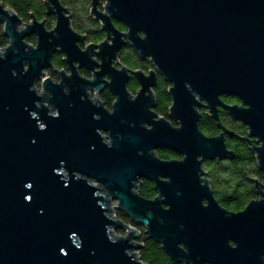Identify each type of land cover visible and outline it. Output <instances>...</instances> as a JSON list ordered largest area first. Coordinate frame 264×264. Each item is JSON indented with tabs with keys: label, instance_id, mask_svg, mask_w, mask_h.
Masks as SVG:
<instances>
[{
	"label": "water",
	"instance_id": "water-1",
	"mask_svg": "<svg viewBox=\"0 0 264 264\" xmlns=\"http://www.w3.org/2000/svg\"><path fill=\"white\" fill-rule=\"evenodd\" d=\"M89 1L106 39L84 49L59 0L45 1L51 30L0 2L9 42L0 49V264H143L140 233L116 212L174 264H264V187L252 180L257 200L223 209L202 164L233 160L224 140L233 134L198 128L201 110L215 122L225 111L247 129L264 175V0H102V10ZM127 44L154 70L122 66ZM56 54L66 67L58 81L46 73ZM157 75L170 86L176 126L154 112ZM159 150L181 159L161 160ZM143 180L153 200L139 196Z\"/></svg>",
	"mask_w": 264,
	"mask_h": 264
},
{
	"label": "trees",
	"instance_id": "trees-1",
	"mask_svg": "<svg viewBox=\"0 0 264 264\" xmlns=\"http://www.w3.org/2000/svg\"><path fill=\"white\" fill-rule=\"evenodd\" d=\"M46 0H0L7 8L25 23L32 21V17L43 22L47 30H51L55 24L53 17H48L45 7ZM60 3L68 10L72 28L79 34L86 36L83 46L99 45L105 39L106 35L100 30V25L90 16L89 0H59ZM114 27L125 32L126 28L118 23L113 22ZM0 34L2 30L0 29ZM30 45H35L36 39L31 37L26 40ZM8 40L2 36L0 39V49L8 45ZM82 47V46H81ZM119 63L131 71L141 70L148 72L153 70L149 60L142 61L127 44L118 53ZM52 69L48 71V76L56 79L58 71L66 70L63 63V56L56 54L52 58ZM82 76H86L81 72ZM169 84L165 83L162 78H157V84L153 93L155 96L156 109L154 112L161 118L169 120L173 126L176 124L168 117L171 100L168 95ZM128 90L135 94L138 90V84L135 79L131 78L128 84ZM99 99L107 108L111 109L114 102L113 96L108 92H103ZM221 100L226 104H240L239 100L232 97H223ZM225 129L231 132V137H225V145L229 151L234 154V160L226 161H204L202 168L209 182L210 189L218 204L232 213H238L245 209L251 202L256 200L252 180H257L264 187V175L259 171L254 154L249 146L244 142L247 138V129L242 124L232 120L225 112H218V122L208 117L205 110L200 111V120L198 123L199 131L206 137L212 138L218 136ZM157 156L164 161L180 160L181 157L169 150L157 151ZM138 194L145 200H153L156 197L154 187L147 181H141ZM116 218L124 224L134 227L140 233L138 243L141 249L137 252L139 260L143 264H173L171 260L161 250L159 244L148 240L144 235V229L135 226L122 212H116Z\"/></svg>",
	"mask_w": 264,
	"mask_h": 264
},
{
	"label": "flooded vegetation",
	"instance_id": "flooded-vegetation-1",
	"mask_svg": "<svg viewBox=\"0 0 264 264\" xmlns=\"http://www.w3.org/2000/svg\"><path fill=\"white\" fill-rule=\"evenodd\" d=\"M60 2V1H59ZM100 3H101V6L99 7V10H102V6H103V4H104V2L102 1V0H100ZM89 4H90V1H89ZM63 6V5H62ZM64 7V6H63ZM65 8V7H64ZM90 8H91V6H90ZM94 19V18H93ZM95 20V19H94ZM1 27V26H0ZM1 29V28H0ZM2 31H3V27H2V29H1ZM2 36L3 37H5L4 35H3V32H2V34H0V39L2 38ZM83 36V35H82ZM85 38H86V36H84ZM6 38V37H5ZM7 39V38H6ZM8 40V39H7ZM84 43H85V41H84ZM83 43V44H84ZM9 44V43H8ZM83 44L80 46L82 49H84L85 47H87V46H83ZM8 46V45H7ZM126 46V45H125ZM124 46V47H125ZM121 51V50H120ZM144 61H146V60H144ZM152 65V64H151ZM153 70H154V68H153ZM153 70H151V71H153ZM61 71H63V70H60V71H58V72H61ZM66 71V70H65ZM137 71H141V70H137ZM81 72H83L86 76H83V77H85V78H88V79H90L92 76H91V74H89L88 72H86V71H84V70H82V71H80V74H81ZM141 72H143V73H145V74H147L148 72H150V71H148V72H144V71H141ZM82 76V75H81ZM158 77H160V76H158L157 75V78ZM161 78V77H160ZM134 79V78H133ZM136 81V80H135ZM156 82H157V79H156ZM166 83V82H165ZM102 94V93H101ZM240 102V101H239ZM226 104V103H225ZM227 105H230V106H232V105H237V106H241L242 104H241V102H240V104H227ZM206 111V110H205ZM220 111H223V110H219L218 112H220ZM223 112H225V111H223ZM226 113V112H225ZM227 114V113H226ZM228 115V114H227ZM229 116V115H228ZM230 117V116H229ZM231 118V117H230ZM232 119V118H231ZM233 120V119H232ZM239 123V122H238ZM254 141V140H253ZM250 149V148H249ZM235 158V157H234ZM234 160V159H233ZM232 161V160H231ZM253 189H254V192H255V195H256V198H258L257 197V194H256V190H255V188H254V185H253ZM214 196V195H213ZM257 200V199H256ZM224 209V208H223ZM226 210V209H225ZM244 210V209H243ZM242 210V211H243ZM229 212V211H228ZM241 212V211H240ZM230 213H232V212H230ZM137 227H139L140 228V226H137ZM142 228V227H141ZM174 264V263H173Z\"/></svg>",
	"mask_w": 264,
	"mask_h": 264
},
{
	"label": "rangeland",
	"instance_id": "rangeland-1",
	"mask_svg": "<svg viewBox=\"0 0 264 264\" xmlns=\"http://www.w3.org/2000/svg\"><path fill=\"white\" fill-rule=\"evenodd\" d=\"M0 28L2 29V26H1ZM2 32H3V31H2ZM6 47H7V46H6ZM6 47H3V48H6ZM3 48H2V49H3ZM46 73H48V71H47ZM55 75H56V77H55L56 79H54L53 76H52V77H53L54 80H57V81H58V73H56ZM37 90H39V91L41 90L40 82H38V84H37ZM93 96H94V95H92V98H93ZM45 104H46V103H45ZM46 105H47V104H46ZM61 173L65 174L63 171H61ZM114 211H115V209H114ZM115 212H116V211H115ZM116 235H117V236H122V235H124V233L118 231V232H116Z\"/></svg>",
	"mask_w": 264,
	"mask_h": 264
},
{
	"label": "bare ground",
	"instance_id": "bare-ground-1",
	"mask_svg": "<svg viewBox=\"0 0 264 264\" xmlns=\"http://www.w3.org/2000/svg\"><path fill=\"white\" fill-rule=\"evenodd\" d=\"M32 46H35V45H32ZM50 71V70H49ZM41 85V84H40ZM42 93V95H45L43 92H41ZM95 184V183H94ZM115 216H116V214H115Z\"/></svg>",
	"mask_w": 264,
	"mask_h": 264
},
{
	"label": "snow or ice",
	"instance_id": "snow-or-ice-1",
	"mask_svg": "<svg viewBox=\"0 0 264 264\" xmlns=\"http://www.w3.org/2000/svg\"><path fill=\"white\" fill-rule=\"evenodd\" d=\"M29 187H31V185H29ZM28 199L30 200V199H31V197H28ZM65 255H67V253H65Z\"/></svg>",
	"mask_w": 264,
	"mask_h": 264
}]
</instances>
